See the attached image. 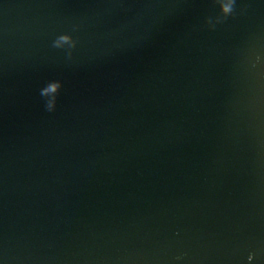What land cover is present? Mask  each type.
<instances>
[{
  "label": "water",
  "instance_id": "95a60500",
  "mask_svg": "<svg viewBox=\"0 0 264 264\" xmlns=\"http://www.w3.org/2000/svg\"><path fill=\"white\" fill-rule=\"evenodd\" d=\"M218 15L0 0V264H264V0Z\"/></svg>",
  "mask_w": 264,
  "mask_h": 264
},
{
  "label": "clouds",
  "instance_id": "9594fccd",
  "mask_svg": "<svg viewBox=\"0 0 264 264\" xmlns=\"http://www.w3.org/2000/svg\"><path fill=\"white\" fill-rule=\"evenodd\" d=\"M212 4L219 9V15L216 16L215 19L209 17L205 20V26L211 31L215 29V26L218 24L223 23L228 17L232 16L235 12V2L236 0H211ZM78 30V28L74 29ZM77 40L73 38V36L69 34H62L59 35L56 40L53 43V47L58 49H63L64 45H68V55L71 57L72 49H75L77 46ZM256 61H260V57H256ZM62 84L59 81H52L47 84L46 87H44L41 90V95L43 97L48 96L49 94H52V101L46 102V108L49 112L54 111L55 108H53L52 104L53 102H57V91L58 89L61 90ZM177 259H180V257H177ZM248 264H252V261L254 259L253 254H249L248 257Z\"/></svg>",
  "mask_w": 264,
  "mask_h": 264
}]
</instances>
